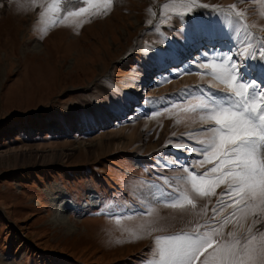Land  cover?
I'll list each match as a JSON object with an SVG mask.
<instances>
[{
    "label": "rangeland",
    "instance_id": "obj_1",
    "mask_svg": "<svg viewBox=\"0 0 264 264\" xmlns=\"http://www.w3.org/2000/svg\"><path fill=\"white\" fill-rule=\"evenodd\" d=\"M260 40L264 0H0V264H159L157 236L264 234V201L213 215L227 163L175 147L209 138L190 109L229 90L218 58Z\"/></svg>",
    "mask_w": 264,
    "mask_h": 264
},
{
    "label": "snow or ice",
    "instance_id": "obj_2",
    "mask_svg": "<svg viewBox=\"0 0 264 264\" xmlns=\"http://www.w3.org/2000/svg\"><path fill=\"white\" fill-rule=\"evenodd\" d=\"M79 11L84 12L85 9L80 8ZM241 15L237 13V17ZM237 22L245 36L249 39H259L248 32L247 25L242 24L240 20ZM247 42L248 40H245V43ZM229 53L218 58L220 71L212 72L218 79L229 83V90L225 92L224 99L205 100L190 109L193 112L200 110L203 113L201 119L215 122L212 127L205 129V132L210 134L208 140L200 142L198 147L187 144H177L175 147L187 148L205 160L209 158L208 154L211 152L214 158L219 159V164L210 170L213 173L220 165L227 163L229 168L222 175L228 177L229 182L227 188L220 194L217 204L223 207L225 197L236 192L238 207L241 204L247 207L254 200L264 201V104L259 106L256 104L258 94L264 99V81L259 78L251 80L246 78L242 69L245 64L252 61L259 62L264 71V40H260L255 54L251 52L244 54L239 50L231 52V49ZM211 59L215 62L217 57ZM213 66L215 68L216 64ZM248 66L254 68L255 64ZM232 80L237 81L235 87L231 84ZM229 157L232 159H228ZM185 171L190 173L185 179L191 181L192 188L197 190L196 181H203L208 175L207 172L200 173L191 165L186 167ZM242 196L248 199L242 200ZM181 199L182 193L174 192L169 194V198L164 202L175 206ZM215 214L214 208L213 215ZM228 235L231 237L229 243L217 244L215 247L210 243L207 232L197 230L157 236L155 242L159 249V264H194L196 261H199V264H264V234L258 238L249 230L239 235L231 232ZM149 264L156 262L150 261Z\"/></svg>",
    "mask_w": 264,
    "mask_h": 264
},
{
    "label": "bare ground",
    "instance_id": "obj_3",
    "mask_svg": "<svg viewBox=\"0 0 264 264\" xmlns=\"http://www.w3.org/2000/svg\"><path fill=\"white\" fill-rule=\"evenodd\" d=\"M138 91H139V89H138ZM138 91H136L135 96L137 95V92H138ZM135 96H134V97H135ZM135 99H136V98H135ZM144 109H146L145 106H144L141 110H144ZM218 197H219V196H218ZM232 197H233V196H232ZM232 197H231V198H232ZM232 199H235V198H232ZM232 199H227V196H226V197H225V202H228L229 200H232ZM69 201H70V203H72L71 200H69ZM164 201H165V200H163V203H165ZM233 201H234V200H233ZM231 203H232V201H231ZM215 205L217 206L216 210H218V209L220 208V206H219L217 203H216ZM163 206H165V205H163ZM173 207H174V206H173ZM173 207H172V208H173ZM222 216H223V215H222Z\"/></svg>",
    "mask_w": 264,
    "mask_h": 264
}]
</instances>
